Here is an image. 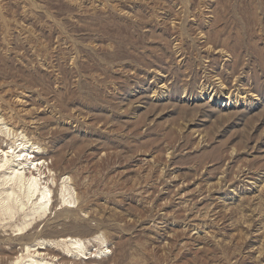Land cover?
I'll return each instance as SVG.
<instances>
[{"label": "rangeland", "instance_id": "1", "mask_svg": "<svg viewBox=\"0 0 264 264\" xmlns=\"http://www.w3.org/2000/svg\"><path fill=\"white\" fill-rule=\"evenodd\" d=\"M0 122L59 159L6 234L83 204L82 257L264 264V0H0Z\"/></svg>", "mask_w": 264, "mask_h": 264}, {"label": "bare ground", "instance_id": "2", "mask_svg": "<svg viewBox=\"0 0 264 264\" xmlns=\"http://www.w3.org/2000/svg\"><path fill=\"white\" fill-rule=\"evenodd\" d=\"M2 123L3 122H0L1 125ZM19 127L22 128V125H20ZM0 130L6 133L11 132V129L8 127H0ZM20 135H22L23 140L20 143L16 144L15 147L12 146V149L6 150V148L0 146V154L3 157L0 160V171L4 169V167L8 164L11 158H14L15 160V165L13 164L8 167L10 173L3 182L5 186L10 185V187L6 190L8 191V196L4 198L0 197V206H1L0 214H2L1 209L9 211L11 213L10 214L11 218H14L13 216L15 213L14 210L16 209L14 203H17L16 205L18 207H24L26 205L24 203L18 204L19 197H17V195L19 192L17 188L19 189V191H21L22 188L27 189L26 198L28 201H30L37 193H39L36 198V203H40L41 206H43L44 204L48 205L50 203V201L53 198V197L51 198L52 190L51 188H48V186L41 187V180H42L41 175L43 173H46L45 168H48L49 171L58 168L57 164L59 162L58 159L55 161L53 165H51L48 164L49 162L46 163L47 159L50 156L49 157L45 155L38 156L32 154L34 153V151H31V149H33L34 145L38 141L37 139H36L37 141L34 142L33 141L34 139L30 140L24 134H18V135L16 134L14 135L15 143L17 140H19V138L17 137H19ZM29 165L33 166V170L29 168L31 170L29 175L26 174L24 175L23 172H19V168L23 169L25 167H28ZM44 166L45 168L44 170H42ZM34 170H37L39 174L37 175L34 172ZM44 180L45 179L43 178V181ZM13 182L16 183L17 188L11 186ZM74 189L75 191L77 190V188ZM76 192L78 194L77 198L79 199L80 192L78 190ZM11 197L13 198L12 200ZM55 203H57V201ZM86 208L87 207H85L83 204L78 206V208H74V206L70 204H65V206L61 210L56 212L54 219L49 220L48 219L49 215H48L42 220H39V222L37 221L31 227H27V226L18 227V232L14 235L5 233L7 231L6 227L8 225L7 224L8 222L4 224L0 220V264H109V262L111 261V258L109 257L97 258V257L81 256L82 239L100 233L102 229L105 228V224L107 223L105 222L106 220L104 221L103 219H100L99 223L96 222L97 225L95 227H92L93 225L88 226L87 225L88 219L80 215V212L82 211L84 212ZM45 209L46 208H44V210ZM53 210H55V207H53ZM99 214H101V212ZM96 215L94 214L91 216L98 218L96 217ZM39 223L41 224L45 223V226L41 231L36 230L37 227L36 225ZM108 236H106L107 240L109 238ZM40 239L42 241H38ZM52 241L56 243L65 242L66 244H68L67 247L69 248L73 247L74 248L73 250L75 251L70 252L68 254L62 253L60 250L49 244ZM14 244L21 245L22 246L21 248H23V250H26L27 254L19 255L22 249L21 250L17 249L16 247L13 246ZM6 245H9L10 248H6L5 247ZM33 247L35 248L32 249Z\"/></svg>", "mask_w": 264, "mask_h": 264}]
</instances>
